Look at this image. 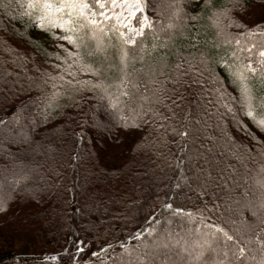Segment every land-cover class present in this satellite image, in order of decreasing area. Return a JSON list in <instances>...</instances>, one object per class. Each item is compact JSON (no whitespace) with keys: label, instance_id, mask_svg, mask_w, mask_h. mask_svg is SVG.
I'll return each mask as SVG.
<instances>
[{"label":"trees","instance_id":"obj_1","mask_svg":"<svg viewBox=\"0 0 264 264\" xmlns=\"http://www.w3.org/2000/svg\"><path fill=\"white\" fill-rule=\"evenodd\" d=\"M87 2L92 10L101 11L95 6V0ZM171 2L148 0L145 4L143 0V15L149 18L152 27H145L134 45L123 44L119 34L110 30L109 21H103L104 33L97 32V38L102 41L101 51H97V38H93L88 27L73 33L80 45H74L78 55L100 71L101 87L96 91H107L94 98L100 110L95 112L91 108L86 125H79L83 138L94 139L88 130L91 116L98 122L92 127L95 132H102L100 135L110 140L116 132L128 133V137L137 136L140 131L143 133L146 126L131 128L140 127L144 115L150 120L146 119L148 124H144L154 125L152 131L156 137L159 120L171 117L169 105H161L160 101L168 94L181 98L180 90L188 88L179 104L181 132L187 126L188 132L187 135L178 134L175 141V145L184 144L174 153L167 142L174 138L164 135L166 151L171 156L162 164L165 165L162 176L151 182L142 164H137L136 169L127 167L121 174L118 173L120 168L107 176L97 172L94 164L106 168L110 163L106 162L108 152L103 151L106 145L101 143L102 140L98 147L96 141L92 140L94 146L88 147L82 140L73 150L77 140L74 114L86 101L83 91L71 90L72 94L66 96L60 89L59 99L56 97L52 106H47L53 92L48 91L42 80L32 84L30 71L36 69L32 66L38 68V59L43 63L53 57L50 49L52 31L37 26L35 16L39 13L24 15L26 0H0V46L10 42L9 46L16 50V55L11 48L0 54V121L4 122L0 124V208L15 198L13 193L18 191L23 201H32V205L41 208V213L35 214L41 223L47 220L56 225L55 232L60 230L56 235H47L48 238L60 242L61 237L66 239L60 244L48 241V247L44 248L45 235L18 237L30 246L20 245V251L14 248L13 253L0 251V264H161L162 261L166 264H214L219 261L223 264H259L264 259V245L258 242L264 240V224L260 223V219H264V210L256 207L264 193L257 184L258 180H264L261 171L264 148L258 142L254 148L253 141L247 140L261 130L241 110L240 93L224 68L225 63L235 68L247 63L249 58L253 66H257L264 37L247 33L256 25H264V20L260 21L264 19V0H242L243 8H233L231 0H211L208 7H205V0H175L169 7ZM250 4L263 9L258 12L261 14L257 19L263 24L247 25L244 22L247 15L244 9ZM177 8L181 10L179 18L173 16ZM224 8H232V11L227 17L221 16L220 25L215 26L214 14ZM136 17L142 18V14L137 12ZM229 19L236 23L229 26ZM170 22L176 25L174 29L167 28ZM237 23L243 27H237ZM9 36L19 39L28 50L22 47L21 51L16 43L9 41ZM250 45H256L251 57L241 50ZM122 49L127 52L126 68L121 62ZM4 54L16 64V71L24 75L18 77V84L22 81L27 84L26 97H22L24 93L15 85L18 75L7 70ZM57 57L62 64V57ZM188 70L189 77L182 75ZM124 73H127L126 86H121ZM246 75L250 77L248 83L257 98L255 103L259 105L260 98L264 97L259 70L255 76ZM177 78L183 86L173 83ZM193 80L197 82L193 83ZM12 81L15 83L11 88ZM221 85L236 98L231 101L232 113L217 102L219 93L216 89ZM125 91L128 99L122 94ZM148 98H152V104L147 103ZM111 106L112 110L109 109ZM72 111L75 112L72 114ZM261 112L264 108L257 107V113ZM66 122L72 125L66 126ZM127 128L130 129L126 132ZM113 152L109 157L113 156L111 161L117 162L122 151ZM153 157L154 154L150 155L146 161ZM241 157L244 161H240ZM149 164L152 170L159 167L154 160ZM110 167L116 165L110 163ZM176 167L180 172L175 171ZM118 179L123 184L126 182V192L122 183L109 184H116ZM61 181L69 188L62 187ZM100 184H106L102 190ZM156 187H159L158 191ZM51 205L59 212H54ZM165 205H171V209ZM176 209H192L201 214L189 216V212L176 213ZM29 214L33 213L30 211ZM213 226L223 228L233 240L228 241ZM75 229H79L77 236H73ZM86 231L96 245V255L77 261V242L74 240L84 236ZM208 234L210 236L206 237ZM205 241L209 243L205 244ZM66 242H70L69 246ZM49 245L52 248L49 249ZM238 247L245 248V257L239 260L236 258ZM201 251L203 255L199 260L195 259ZM33 253L39 255L33 256ZM44 255L51 259L48 257L41 262L33 259ZM137 255L143 257V261L136 259Z\"/></svg>","mask_w":264,"mask_h":264},{"label":"rangeland","instance_id":"obj_2","mask_svg":"<svg viewBox=\"0 0 264 264\" xmlns=\"http://www.w3.org/2000/svg\"><path fill=\"white\" fill-rule=\"evenodd\" d=\"M146 3H148V0H145V4ZM244 10H245V13L247 14L244 17V20H245L244 22L247 25H251V23L253 25L254 23H257V22L264 20V19H262L260 21L257 20L261 14L258 12L263 10L260 7H257V6L250 4V6L249 5L246 6ZM260 23L263 24V22H260ZM51 31H52V34H51L52 38H51V42H50V49H51L52 53H54L53 57L51 59L48 58V61L47 62L45 61L43 63H42L41 59H38L36 61L38 68L36 66H32L33 68H36V69H32L30 71L32 76H33L32 84L34 83L35 80L36 81L42 80V82L46 85L48 91L51 90V92L57 94L56 95L57 99H59V94H60L61 90L63 92H65L66 96H69L72 94L71 90L79 89L80 91H83L82 95L86 98V101L84 102L83 107L80 108L79 112L74 114L75 118L73 120V125H75L77 128V130H75L76 133H74V135H77V140L73 146V150H74V147L76 145H77V147L80 146L79 143H80V141L82 142V140L85 142V146H88V147L94 146L91 144L92 140L94 142L96 141V143H97L96 147H98V145L100 144V141L102 140L101 143L106 145V148H104L103 151L108 152L106 162H110L111 164L116 165V167H110V169H109L110 163L106 164V168H101V166L94 164V168H95V170H97V172H100V174L105 173L107 176L108 173H110L111 171L114 173V172L118 171V168H120L118 173L121 174L122 170L126 169L127 167H128V169H130L132 167H134V169H136L137 164H142L143 167L145 168L144 170L147 172L146 174L149 175V181L152 182V181L157 180V176L161 177L162 174L164 173V170L162 168L165 165H162V164L164 163L166 158H168V157L170 158V156H171V155L168 156V153L166 151L167 145H166V142L164 139L165 138L164 135L166 134L168 137L174 138L173 141H171L170 139H167L168 140L167 141L168 146L174 153H177V149L184 144V143H179V144L175 145V141L177 140L178 134L180 135V133H182L181 132L182 131L181 130L182 115L180 113L181 107L179 104L181 103L182 97L188 91V88H186L185 90L184 89L180 90V92L183 93V96L181 98H180V95L174 96L173 94H168L167 97L162 98V101H164V102L163 103L160 102V104L161 105H169V107H170L169 112L171 113V117L167 116V117L159 120L160 123L157 124L156 125L157 127L155 128V132L159 136L156 135V137H155L153 135V131H154L153 126L154 125H146V124H148L146 119L149 120V117L146 118V115H144V117H143L144 121H143L142 125H140V127L137 126V127L131 128L133 130V129H137V128H141L143 126H146L147 129L144 130L143 133H142V131H140L137 134V136L128 137V133L116 132L113 135V137L110 138V140H109L108 138L103 137V135H100L102 132H95V130L92 127H96L98 122L95 120V118H93L91 116L92 118L89 117L90 121H89L88 130L90 132L89 135L93 136V138L95 140L94 139L89 140L88 138H85V137L83 138V133L81 130H79V125H82V127L86 125V121L88 119L87 116L90 114L89 111L91 108H92V110L95 109V112L100 110L99 109L100 106L98 105L97 100H95L94 98H96V96L101 97V94L107 93V91H104L102 89L96 91V89H98V87H94V85L98 84L100 82V80H102L100 78V74H99L100 71L95 67L94 68L98 70L96 74H92L90 72L83 71L82 65H85L87 63L84 62L81 59V57L78 55L76 47L73 44L68 43L66 40L55 39L53 37V33H55L56 36H62V35H65L66 33H64L59 28H57V30H51ZM40 34H42V33H40ZM0 39H1V37H0ZM8 39H9V41H13L12 43H16L18 45V48L21 51L23 50L22 47L25 50L28 47V46L23 45V42H20L19 39H17V38L14 39L11 36H9ZM9 44H10V42L8 43L7 46H4V47L0 46V54L1 55H3V51L10 50L9 48H11V51H14V53L16 55L15 48L9 46ZM61 45H62V47H61ZM69 53H76L77 56H71L70 57L68 55ZM10 54L12 55V52ZM5 55L6 54H4V56ZM57 56L62 57V59H61L62 64H60V61H57L58 60ZM4 62L7 65V68H8L7 70L10 73L14 74V72H15V74L18 75L17 78L14 80L16 83L15 82L14 83H15V85L17 84V86L20 88V92L24 93L26 90L25 87L27 86V84L23 83V81L20 84H18V80H20L18 77H23L24 75L21 72L16 71V64L14 65L12 63L11 58H9V57L6 58V56H5ZM1 63L3 64V62H1ZM69 65H72L71 69H69V67H68ZM87 65H89V64H87ZM8 71H7V73H8ZM184 71H186V70H184ZM69 72H71L72 75H69ZM185 73H186V76H188V77H189V74H191L189 72V70L187 72H184V74ZM69 81H71V83H69ZM86 81L88 83H84ZM14 83H13V81L10 82L11 88H12V86H14ZM53 85H55V87H53ZM53 93H52V95H53ZM26 96H27L26 93H24L22 97H26ZM147 97H148V95H147ZM108 98H110V97H108ZM145 98H146V95H145L144 99ZM127 99H128V96H127ZM151 102H152V98H150V99L148 98L147 103H151ZM92 103H93V105H92ZM109 109L112 110V106ZM74 112L75 111H72V114ZM150 112H151L150 113L151 116L155 117L153 111H150ZM123 118H124V116H123ZM144 122H146V124H144ZM153 122H154V120H153ZM64 124H62V126ZM71 125H72V123L66 122V126H71ZM97 128H99V127H97ZM49 129H51V127ZM129 129L130 128H127L126 132ZM174 129H175V132L173 131ZM132 132H134V131H132ZM253 136H255V139H253ZM253 136H251L250 138H247V140L253 141L254 148L258 145V143H261V145H263V148H264V131H260L257 135L255 134ZM260 137H263L262 140L260 139ZM96 139L99 140V142H97ZM179 139L182 140V137L179 136ZM113 150H121L122 151V153H120V155L118 154V161L117 162L111 161L114 158L112 156L114 154ZM111 152H112V155H111L112 157H109ZM128 152H129V154H128ZM181 152L182 151L179 150V153H181ZM263 152H264V150H263ZM152 153L154 154V157L151 160H154L155 165H159V167L155 166L154 170H152L150 168L149 162L151 160L146 161V159L148 160V157L150 155H153ZM75 154H76V152H74V155ZM241 158L242 159L240 161H244L243 157H241ZM175 171L180 172L177 169V167L175 168ZM134 178H136V176H134ZM61 183H62V187H65V189H66V187L69 188V185L68 184L65 185L64 181H61ZM121 183H122V181L118 179L116 184H111V183H109V184L112 186H115V185H121ZM125 183L126 182L124 181V184L122 183V185H123V189L126 192L127 189L124 186ZM105 185L100 184V188L102 187L101 190L105 187ZM108 190H110V189H108ZM156 190L158 191L159 187H156ZM13 194H14L15 198L11 199L9 202H6L5 205H3V209H4L3 212L0 213V251L13 253L14 248L17 249V252L20 251V245H23L26 242H25V240L20 241L18 239V237L23 238V236L25 237V235H27V237L33 236V235H38V237H41V236L45 235L44 237L47 240V242L45 244H43L44 248L48 247V241L49 242H57L58 244H60L64 240H66L65 238L61 237V242H60V240H58V239L48 238L47 235H56L59 233L60 230H57L55 232L54 226H56V225L54 223H48L49 221L47 222V220H45V222L41 223L40 220L37 219L36 215L41 213L42 210L36 204L32 205L33 202L32 201L27 202L28 200L26 202L23 201L21 194L18 191L17 192L15 191ZM50 208L54 212H59L54 205H51ZM30 211L33 214H29ZM180 212H189V213H192V216H194V215L199 216V214H201V213L197 212V210H192V209H185L183 211L181 210ZM207 212L209 214H211L210 210H208ZM59 214L62 215V213H59ZM48 215H50V213H48ZM41 226H43V227L41 229H39V227H41ZM83 234H85V235L78 237V239L74 240L75 242H77V254L75 256L77 261L91 259L92 257L95 256V255H93V253H96V251H95L96 245L93 242V240L88 237V235H91L89 233V231H86ZM77 235H79V229H75V231L73 232V236H77ZM63 236H64V234H63ZM209 236H210V234L206 235V237H209ZM67 237H69V235H67ZM40 239L42 240V238H40ZM69 243L70 242H66L65 245L69 246ZM30 244H34V243H30ZM25 245L30 246L27 244H25ZM121 247H124V245L122 244ZM50 248H52L51 245H49V249ZM50 252L52 253L54 251H50ZM37 254L38 253H33V256H36ZM48 257L51 259L50 256H46V255H44L43 258L41 256H37L33 259L41 262V260H43V261L48 260Z\"/></svg>","mask_w":264,"mask_h":264},{"label":"snow or ice","instance_id":"obj_3","mask_svg":"<svg viewBox=\"0 0 264 264\" xmlns=\"http://www.w3.org/2000/svg\"><path fill=\"white\" fill-rule=\"evenodd\" d=\"M174 2L175 0H172L168 6L172 7ZM210 2L211 0H205V7H208ZM231 2L233 8H243L242 0H231ZM95 6H97L101 11L92 10L87 0H26V9L24 15L31 16L33 12L39 13L35 16V21L39 28L48 32L56 28L61 29L66 34L62 36H56L55 33H53V37L55 39L66 40L68 43L73 44L76 47H79L80 45L77 43V39L73 33H77L81 29L88 27L92 32L93 38H97V32L104 33L106 31L103 21L110 22V30L117 32L123 44L125 45H134L136 43V37L143 35L145 27H152V22L146 15H143L145 7L143 0H95ZM117 9H119V11H117ZM180 11L181 10L177 8L173 12V16L179 18ZM231 11L232 8H224L220 12L215 13L214 15L216 16V19L213 20V24L215 26H219V18L221 16L227 17ZM137 12L142 14V18L136 17ZM98 17H102L103 19H98ZM134 18H136V23H133ZM191 18L195 19V17ZM233 23L236 22L229 19V26H231ZM236 26L243 27V25L238 23ZM175 27L176 25L171 22L167 25L168 29H174ZM247 34L249 36H255L258 34L264 37V25H256L255 28L249 30ZM236 43L239 45L240 41L237 40ZM101 45L102 41L97 38V51L102 50ZM255 47L256 45H250L248 48L241 50L247 51L249 53V57H251L252 49ZM68 55L70 57L77 56L76 53H69ZM233 55H235V53H233ZM258 55L259 59L256 61V67L253 66L252 60L249 58L247 63L238 67L234 68L232 65L225 63L224 68L229 73L231 82L236 85L240 93L239 100L241 103V110L248 118L252 120L257 128H259L261 131H264V112L259 114L257 113V107L264 108V97L260 98L259 105L255 103L257 98L254 95L252 85L248 83L250 77L246 75V73H251L253 76H255L259 70L260 83L262 86H264V47L259 49ZM126 58L127 52L122 49L121 62L124 65V68L127 67ZM68 67L71 69L72 65H69ZM176 67L179 69L180 65L177 64ZM82 70L92 74H96L98 71L91 65L87 64L82 65ZM69 75H72V73L69 72ZM161 75H163V72H161ZM126 77L127 73H124L120 81L121 86H126L124 83ZM192 82L196 83L197 81L193 80ZM69 83H71V81H69ZM84 83L88 82L86 81ZM173 83L177 86H183L179 78L175 79ZM53 87H55V85H53ZM94 87H101V85L98 83L94 85ZM133 87H135V85H133ZM216 91L219 93L217 102L222 103V106L228 113H232L234 109L231 101L236 98L231 97L230 94L224 91L223 85L216 89ZM122 94L125 96L128 95L126 91L122 92ZM56 95V93H53V96L48 101V107L52 106L53 101L56 99ZM160 102L162 103L163 101ZM149 111H151V109H149ZM2 123L4 122L0 121V124ZM237 123L239 125V121H237ZM127 126L128 125L125 124V127ZM244 128L246 131V126H244ZM173 131L175 132V129ZM187 132L188 129L185 127V131L180 134L187 135ZM253 139H255V136H253ZM262 155H264V153H262ZM261 171L264 172V168H262ZM16 183H19V180H17ZM257 184H259L260 188L264 190V180H258ZM245 195L247 194L245 193ZM165 207L171 209V205H165ZM256 207L257 210H264V193H262L261 197L259 198L258 205ZM2 210L4 209L0 208V211ZM180 211V209L175 210L176 213H179ZM253 214L255 215L256 213L254 212ZM187 215L191 216V213H188ZM260 223L264 224V219H260ZM213 227H216V230L221 232L228 241L233 240V236L224 231L223 228H219L218 226ZM262 231H264V229H262ZM149 235H151V232ZM258 242L264 245V240H259ZM208 243V241H205V244ZM163 247L167 248L168 245L163 244ZM197 247L202 246L197 244ZM237 250L239 253V255L236 257L237 260L245 257V248L238 247ZM125 251H127V249ZM93 255H96V253H93ZM202 255L203 251L199 252L195 259L199 260ZM226 255L227 253H225V256ZM136 259L143 261L144 258L137 255ZM161 264H166V261H162ZM214 264H223V261L214 262ZM259 264H264V259H261Z\"/></svg>","mask_w":264,"mask_h":264}]
</instances>
